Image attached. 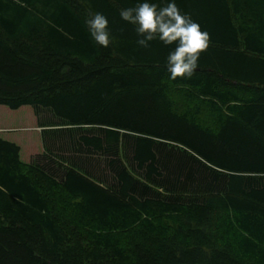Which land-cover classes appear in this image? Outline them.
<instances>
[{"label": "trees", "instance_id": "16d2710c", "mask_svg": "<svg viewBox=\"0 0 264 264\" xmlns=\"http://www.w3.org/2000/svg\"><path fill=\"white\" fill-rule=\"evenodd\" d=\"M141 2L0 0V106L43 146L0 137V264H264V0H175L211 38L176 80Z\"/></svg>", "mask_w": 264, "mask_h": 264}, {"label": "clouds", "instance_id": "9594fccd", "mask_svg": "<svg viewBox=\"0 0 264 264\" xmlns=\"http://www.w3.org/2000/svg\"><path fill=\"white\" fill-rule=\"evenodd\" d=\"M121 19L136 25L137 44L150 47V42L159 39L165 46L175 45L167 56V70L170 78L191 77L202 53L210 46V34L203 31L190 15L182 14L175 3L169 0L164 7H158L149 0H143L134 8L122 9ZM92 39L107 48L112 37L105 15L92 13L86 20Z\"/></svg>", "mask_w": 264, "mask_h": 264}, {"label": "rangeland", "instance_id": "374dc122", "mask_svg": "<svg viewBox=\"0 0 264 264\" xmlns=\"http://www.w3.org/2000/svg\"><path fill=\"white\" fill-rule=\"evenodd\" d=\"M41 131L30 107L14 111L0 106V137L20 146L23 163H32L42 154Z\"/></svg>", "mask_w": 264, "mask_h": 264}]
</instances>
